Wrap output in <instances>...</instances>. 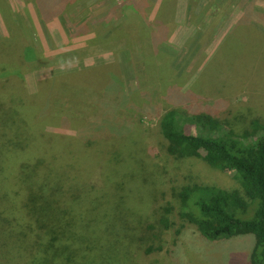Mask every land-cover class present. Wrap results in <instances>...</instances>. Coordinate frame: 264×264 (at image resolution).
I'll return each instance as SVG.
<instances>
[{"label":"rangeland","instance_id":"1","mask_svg":"<svg viewBox=\"0 0 264 264\" xmlns=\"http://www.w3.org/2000/svg\"><path fill=\"white\" fill-rule=\"evenodd\" d=\"M240 1L214 0L216 6L212 7L201 6L203 1H199L192 14L188 0H172L167 9L164 2L146 7L150 19L155 18L158 5L166 9L161 11L166 23L160 29L165 30V39L154 51L150 33H141L143 18L125 7L124 0H74L64 12L49 19L41 16L44 8L30 0H0V55L21 45L5 64L7 71H12L5 73L9 74L11 86L4 88H10L5 97L11 105L19 106L23 101L21 113L28 115L31 122L41 117V131L46 132L41 138L57 139L52 141L55 155L62 150L60 156L45 159L42 173L30 174L33 178L39 176L40 194L37 187L34 192L30 189L38 180L28 179L27 171L20 174L26 177L24 182L21 176L14 178L16 186L12 177L5 181L0 170V264H251L252 235L206 240L194 224L181 217L177 192L185 185L242 189L232 172L215 169L200 158L170 156L158 116L172 106L164 98L172 84L180 83L186 91L205 68L197 88L204 86L208 77L213 78V84L226 82L222 72L232 77L237 62H218L220 70L217 63H207L241 17ZM57 4L55 12L60 9ZM253 4L264 12V0H253ZM118 11L121 13L116 15ZM121 21L124 25H120ZM118 25L121 30V26L127 27L129 32L124 29V33L110 35ZM84 26L89 31L82 33ZM148 30L152 32L153 26ZM27 47L36 55L35 60L28 58ZM233 49V45L225 46L227 51ZM149 54L150 59L158 55L170 65L176 76L173 81L165 83L159 73L148 74ZM105 66L111 67L109 71L103 70ZM100 67L103 71L98 82L88 88L89 97L79 96V89L66 91L55 98L63 119H42L58 114L53 104L43 115L54 77ZM160 71L163 73L162 66ZM109 72L117 86L109 94L105 89L101 94L104 83L110 82ZM150 72L157 70L150 67ZM180 73L185 74L183 79L178 77ZM5 83L0 73V86ZM116 88L128 94L125 108L119 109L118 103L113 102L120 99L119 94H113ZM10 92L14 97L9 98ZM247 92L243 86L220 99L243 101ZM111 94L114 100L108 98L110 103L107 97ZM215 97L208 98L209 102H214ZM107 104L117 105L114 125L123 126L127 121L128 128H123L120 135L110 134L109 141L100 140L102 135L93 137L92 147H78L75 151L74 141L84 136V119L80 115L89 111L91 117L85 119L86 123L89 120L98 126L102 121L98 112L104 111ZM223 106L222 101L216 103L218 108ZM257 115L264 116V106L245 107L233 115L232 124L240 131ZM55 120L56 124L59 120L57 125ZM88 128L91 133L96 131ZM184 131L194 134L197 127L186 124ZM18 156L17 161L22 162V155ZM3 163L0 159V168ZM66 194L74 199L68 213L60 212L57 206V202L70 201ZM164 217L169 221L168 227L161 222ZM56 220L69 223L51 224Z\"/></svg>","mask_w":264,"mask_h":264},{"label":"trees","instance_id":"2","mask_svg":"<svg viewBox=\"0 0 264 264\" xmlns=\"http://www.w3.org/2000/svg\"><path fill=\"white\" fill-rule=\"evenodd\" d=\"M30 1L35 2L37 7L41 5L44 8L41 16L49 19L57 17L61 12H64L66 5L74 0ZM170 1L172 0H124L125 7L132 8L133 14L137 15L139 12L143 18L140 21L142 23L141 33H150L154 51L165 39V30L160 29H163L166 19L163 18L164 16L161 14V11L170 8ZM199 1H203L201 6L204 7L216 6L214 0H191V3L188 0L190 13L196 9ZM57 2L60 3V9L58 12H55L54 10L58 6ZM159 2H164L163 5L166 6V9L158 5L155 18L150 19L147 16L148 14L145 13V8L154 7ZM239 5L242 7L241 17L207 63V65L212 64V62L217 63L218 70H220L222 66L218 62H225L227 60L237 62L239 65L235 69L234 74L231 77L222 72L221 76L228 80L219 85L213 84V78L208 77L205 80V85L197 88V81L199 78L200 80L202 79L203 75L201 73L206 72L207 68H205L186 91L181 89L180 83L172 84L165 92L164 97L167 103L172 106L166 108L163 113L159 112V127L163 138L167 142L166 152L170 156L182 159L200 158L215 169L223 172H232L242 189L241 192L238 189H224L198 183L185 185L177 192V197L181 204V217L189 223L194 224L200 235L206 240L214 241L252 235L254 245L250 252V263L264 264V116H253L254 118L248 121L247 127L240 131L235 129L233 125V115L237 111L245 107L260 108L264 106V12L255 8L253 0H241ZM121 9L123 10V7ZM37 12L40 13L39 10ZM120 13L121 11H118L116 15ZM123 16L125 15L123 14ZM191 16L194 20V15ZM195 16L197 19H200V16L196 12ZM93 21L92 24L97 20ZM198 23L196 21V24ZM120 25H124V23L121 21ZM120 25L117 26V29L112 30L110 35L124 29H126L125 33L129 32L127 27L121 26V30ZM149 26H153L152 32L148 30ZM80 31L83 33V31L88 32L89 30L87 26H84V30L82 28ZM227 44L233 45L234 49L231 51L225 50ZM29 47L26 49L29 52L28 58L35 60L36 55H34ZM19 49H21V45L17 46V48L13 47V50L9 53L7 52L4 56L0 55V73L3 74L4 80L7 81L4 86H0L2 89H0V159H3L4 162L0 170L2 175L4 174L5 181L9 180L10 177L13 180L14 178H19L23 171H27L29 173L28 179L38 180L37 184L35 185L34 183L30 189L34 192V189L37 187L39 190L38 194H40V178L39 176L33 178L30 174L42 173L45 170V159L60 156L62 150L58 155H55L52 141H57V139H53L51 136H46V140L41 138L46 134L45 130L41 131V117L40 119H36V117L31 122L28 119V115L21 113L20 105H24L23 101L20 102L19 106H17V103L15 105L12 103L11 105L9 99L5 97L11 88L8 78L9 74L5 73L12 72L7 71L8 67H5V64L9 63L13 53H16ZM157 57L159 56L154 55V59H150L149 54L150 62L147 61L146 65L148 74L159 73L161 78L166 80L165 83L169 80L173 81L176 76L172 72V68L167 62L161 61L162 57ZM108 66H105L103 70L109 71L111 67ZM161 66L163 73L160 71ZM150 67L155 68L157 72L151 73ZM103 70L101 67L82 69L54 77L49 104L47 103L48 105L45 106L43 115L47 113L48 106L50 105V108L53 104L58 109V114L48 117L45 115L42 119H47V121L52 118L63 119V113L60 106L56 104L55 98L62 96L66 91L77 89L82 91L79 96L83 98L89 97L88 88L90 86L92 88L98 82L99 75ZM110 72L108 73L110 82L104 83L101 94L104 93V89L109 94V90L115 89V86H117ZM139 74H142V72L139 71ZM184 76L185 74L180 73L178 77L183 79ZM137 80L138 78L136 77ZM216 80H220L219 73L216 76ZM165 83L162 84L164 88H166ZM243 86L248 90L245 100L233 103L220 99L223 94H235L242 90ZM7 87L10 88L4 90ZM114 92L113 94L120 95V99L114 100L111 98V94L107 97V100L108 98L111 101L114 100V103H118L119 109L125 108L124 106H127L128 94H123L120 90L117 91V88ZM146 94H149V92L146 91ZM11 97H14V94L10 92L9 98ZM210 97H215L216 102H209L211 99L208 98ZM103 98L106 99V96H103ZM218 98V101H222L224 106H226L225 109L224 106L223 108L216 107ZM110 100L108 102L111 103ZM105 102L103 100V103ZM145 105L141 106L140 109L142 110ZM116 108L117 105L115 104L114 107L108 106L104 111H99L98 113L101 114L102 121L98 126L92 125L89 120L86 123L85 119L91 117L88 113L89 111L80 115L84 119L83 128L81 129L84 132V136H78L77 141H74L75 151L78 147H92L91 140H93V137L102 135L100 140L109 141L110 134L120 135L123 128L125 130L128 128L129 124L127 121L121 122L123 126L118 127V124L114 125L117 118V114L115 113ZM24 120H26V123H24ZM57 124L55 120L54 125ZM186 124L196 126L197 132L194 134L186 133L184 131ZM90 126L96 131L91 133V129L88 128ZM62 143H67V141H63ZM8 153L10 154L6 157ZM18 155H22V162L17 161ZM21 179L24 182L26 177L21 176ZM17 183L14 180V185L17 186ZM66 195L70 196L69 202H57L60 212L61 210L67 212L72 207L71 202L74 199L71 194ZM37 213L38 211H36ZM49 220L55 219L50 218ZM57 221L61 225L69 223L67 220H56L52 221L51 224H56ZM161 222H165V226H169V221L166 217ZM60 224L57 223L56 226Z\"/></svg>","mask_w":264,"mask_h":264}]
</instances>
